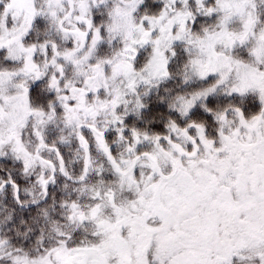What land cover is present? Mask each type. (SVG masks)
<instances>
[{
    "label": "snow or ice",
    "instance_id": "obj_1",
    "mask_svg": "<svg viewBox=\"0 0 264 264\" xmlns=\"http://www.w3.org/2000/svg\"><path fill=\"white\" fill-rule=\"evenodd\" d=\"M0 264H264V0H0Z\"/></svg>",
    "mask_w": 264,
    "mask_h": 264
}]
</instances>
